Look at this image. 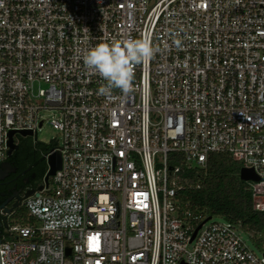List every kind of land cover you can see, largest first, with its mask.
Listing matches in <instances>:
<instances>
[{"label":"built area","instance_id":"1","mask_svg":"<svg viewBox=\"0 0 264 264\" xmlns=\"http://www.w3.org/2000/svg\"><path fill=\"white\" fill-rule=\"evenodd\" d=\"M141 37L159 51L132 90L100 94L84 55ZM46 110L61 168L46 182L42 152L2 264H264L240 224L181 194L187 168L224 152L258 174L246 182L264 211V0H0V163L11 131L40 143Z\"/></svg>","mask_w":264,"mask_h":264},{"label":"trees","instance_id":"2","mask_svg":"<svg viewBox=\"0 0 264 264\" xmlns=\"http://www.w3.org/2000/svg\"><path fill=\"white\" fill-rule=\"evenodd\" d=\"M53 145L39 143L34 146L31 141L30 148L43 156L42 152ZM173 164L170 161V165ZM241 168V162L228 153H210L205 167L195 166L185 170L188 186L181 194L183 201H188L192 208L201 209L208 216L219 215L240 224L253 242L261 245L264 244V211L253 207L252 194L247 182L241 177ZM25 213L23 207L15 218L23 220Z\"/></svg>","mask_w":264,"mask_h":264},{"label":"clouds","instance_id":"3","mask_svg":"<svg viewBox=\"0 0 264 264\" xmlns=\"http://www.w3.org/2000/svg\"><path fill=\"white\" fill-rule=\"evenodd\" d=\"M158 51L149 38H129L100 43L88 50L83 60L89 71L107 81V85L99 89L100 94H107L112 88L127 93L132 90L134 66L147 63Z\"/></svg>","mask_w":264,"mask_h":264},{"label":"flooded vegetation","instance_id":"4","mask_svg":"<svg viewBox=\"0 0 264 264\" xmlns=\"http://www.w3.org/2000/svg\"><path fill=\"white\" fill-rule=\"evenodd\" d=\"M27 137L20 136L16 148L4 160L9 165L0 178V230L9 215L23 208L25 194L39 186L46 172L45 158L32 151Z\"/></svg>","mask_w":264,"mask_h":264},{"label":"water","instance_id":"5","mask_svg":"<svg viewBox=\"0 0 264 264\" xmlns=\"http://www.w3.org/2000/svg\"><path fill=\"white\" fill-rule=\"evenodd\" d=\"M13 133L14 131H11L10 134H9V140H8V144H9V150H8V154H10L12 152L13 149L16 148V144L14 143L13 141ZM20 133L22 135H31L32 134V131L30 130H21ZM50 151H52L48 157V164H49V169L47 171V173L45 174V181L47 182L48 181V178L50 175H53L58 169L61 168V164H62V156H61V153L59 150H52V148H50ZM46 153V152H45ZM9 165V162H4L2 161L0 163V178L3 176L1 173L2 172H5V170L7 169ZM241 177L242 179H244L245 181L246 180H249V179H254V180H258L260 177L258 176V174L252 169V168H247V167H242L241 168ZM39 189L42 188V185H39L38 186ZM35 190V189H34ZM34 190H30L28 191L26 194H25V197L29 196L30 194L33 193ZM211 216H208L206 218L207 219H210ZM1 225V224H0ZM7 224L5 223V226ZM201 226L198 225V227L195 229L194 233H193V237L195 236L198 228ZM1 231V230H0ZM0 242H1V235H0ZM0 264H2L1 262V257H0ZM183 264V263H182Z\"/></svg>","mask_w":264,"mask_h":264},{"label":"rangeland","instance_id":"6","mask_svg":"<svg viewBox=\"0 0 264 264\" xmlns=\"http://www.w3.org/2000/svg\"><path fill=\"white\" fill-rule=\"evenodd\" d=\"M54 113L51 110H46L44 112H42V115L45 118V123L44 125L38 129L37 131V140L40 141V143L43 144H60L61 142V134L60 131L56 128H54L50 123V118L52 117ZM19 138L18 135H15V139ZM35 139V137H27V140L29 143H31V141H33ZM22 212V209H19L17 215ZM16 215V216H17ZM14 216V217H16ZM226 219L223 218L222 216L219 215H213L212 218L208 221V222H212V221H225ZM244 239L246 240V243L251 247V249H253L257 254H261L264 250V244L258 245L255 242H253V240L249 237L248 234L244 233L243 234Z\"/></svg>","mask_w":264,"mask_h":264}]
</instances>
